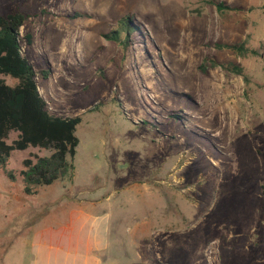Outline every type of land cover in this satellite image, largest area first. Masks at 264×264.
<instances>
[{
    "label": "rangeland",
    "instance_id": "obj_1",
    "mask_svg": "<svg viewBox=\"0 0 264 264\" xmlns=\"http://www.w3.org/2000/svg\"><path fill=\"white\" fill-rule=\"evenodd\" d=\"M17 10L49 111L82 121L72 178L26 195L23 160L49 155L33 148L0 168V264H27L71 199L111 215L112 264H264V0H0ZM124 18L126 46L105 38ZM148 216L162 223L149 251L130 241Z\"/></svg>",
    "mask_w": 264,
    "mask_h": 264
},
{
    "label": "trees",
    "instance_id": "obj_2",
    "mask_svg": "<svg viewBox=\"0 0 264 264\" xmlns=\"http://www.w3.org/2000/svg\"><path fill=\"white\" fill-rule=\"evenodd\" d=\"M25 21L26 17L20 10L0 15V168L7 166L14 151L33 148L49 152L48 156L30 155L23 160L24 169L20 176L24 191L26 195L34 196L39 194L41 187L74 176L73 161L80 143L76 132L82 119L80 116L58 117L49 111L36 82L39 73L23 54L21 28ZM131 26V18H124L119 29L106 34L105 38L126 46L129 36L122 40L121 35L130 31ZM24 40L30 46L32 35L26 34ZM220 47L244 54L243 44H224ZM251 53L256 54L254 51ZM214 64L244 75L239 65ZM200 69L205 70L204 66ZM40 75L47 80L50 70H41ZM1 76H9L17 83L10 86ZM12 134H16V138L9 142ZM9 178L13 180L15 176L9 173ZM262 194L264 197V186Z\"/></svg>",
    "mask_w": 264,
    "mask_h": 264
},
{
    "label": "crops",
    "instance_id": "obj_3",
    "mask_svg": "<svg viewBox=\"0 0 264 264\" xmlns=\"http://www.w3.org/2000/svg\"><path fill=\"white\" fill-rule=\"evenodd\" d=\"M95 206L78 199L54 205V213L49 214L48 211L47 220H43L31 235L27 264H112L111 215L94 211L92 208ZM134 220L137 224L130 240L132 246L137 248L145 243L149 251L152 249L150 236L154 232L158 234L162 223L150 216L143 221L137 217ZM163 220L168 229L174 223ZM116 243L126 246L120 239Z\"/></svg>",
    "mask_w": 264,
    "mask_h": 264
}]
</instances>
